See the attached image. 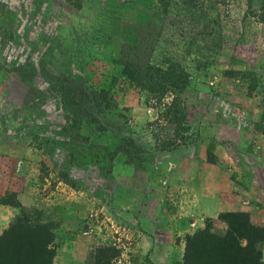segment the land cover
Here are the masks:
<instances>
[{
	"label": "rangeland",
	"instance_id": "374dc122",
	"mask_svg": "<svg viewBox=\"0 0 264 264\" xmlns=\"http://www.w3.org/2000/svg\"><path fill=\"white\" fill-rule=\"evenodd\" d=\"M263 5L0 0V203L20 212L0 237L25 218L52 226L54 264L69 250L89 251L86 264L93 250L111 246L121 253L116 264H151V243L128 208L141 202L142 183L151 182L147 201L166 211L189 203L183 191L192 168L206 175L212 167L232 200L254 181L262 185ZM141 36L155 45L153 66L171 61L190 74L180 94L184 122L130 83L124 62L135 60ZM175 133L190 141L170 146ZM215 226L226 229L218 219ZM160 241L173 252L174 239Z\"/></svg>",
	"mask_w": 264,
	"mask_h": 264
},
{
	"label": "trees",
	"instance_id": "16d2710c",
	"mask_svg": "<svg viewBox=\"0 0 264 264\" xmlns=\"http://www.w3.org/2000/svg\"><path fill=\"white\" fill-rule=\"evenodd\" d=\"M65 1L76 8H81L83 3V0ZM261 18L264 22V5ZM154 47L141 36L132 47L137 51L135 60L124 62L126 75L130 83L145 86L168 119L184 122L185 107L180 94L191 76L180 64L171 61L165 62L168 67L153 66ZM99 92L107 96L105 89ZM170 95L172 100L167 102ZM174 138L169 142L172 147L178 145L177 141H190V137L176 133ZM218 220L226 225L225 230L217 229L209 219L204 229L186 238L181 264H264V227L253 225L249 214L243 212L222 213ZM15 223L0 237V264H54L52 226L32 223L25 218ZM120 256L114 246L97 248L90 253L86 264H116Z\"/></svg>",
	"mask_w": 264,
	"mask_h": 264
},
{
	"label": "crops",
	"instance_id": "0c3cea01",
	"mask_svg": "<svg viewBox=\"0 0 264 264\" xmlns=\"http://www.w3.org/2000/svg\"><path fill=\"white\" fill-rule=\"evenodd\" d=\"M259 156L262 162H264V154L261 155L260 153ZM263 168L264 165L261 166V171L264 172ZM213 173L212 167L208 164L206 166V175H201L197 168H192L187 177L190 179L189 184L188 186L185 185L186 187H184L183 191V194L187 193L186 197L189 203L185 204L181 202V209H179V205H176L178 208L172 209L171 211H166L164 205L159 202L147 201L148 198H146L145 193L151 194L152 190L150 191V187L147 185H150L151 182L146 181L147 183H142V185L135 188L136 191L143 195L141 202H137L128 208L131 209V215L137 220V227L140 226L143 228L144 235L147 238L146 241L151 243L147 251L153 260L151 264H172V258L175 256L173 246L178 247L176 246L177 241H179L178 248L180 249V253L176 261L177 264H181L185 255L186 238L204 229L208 219L212 220L215 224V219L217 220L222 213H247L253 225L264 227V182L260 185L254 181L250 190L243 189L242 193L236 194L235 199L232 200L230 199L232 192L225 190L226 186L222 180L220 182L215 181ZM115 184L118 188L122 183L116 181ZM8 190L10 189L6 187L3 192L4 195ZM158 190V192L160 190L164 191V188L159 185ZM176 198L178 199L179 197L177 196ZM19 200L21 201L20 196ZM19 214L20 212L17 207L0 203V231H4L10 227ZM161 236H167L171 243L173 239L175 240L173 246H169L173 250V252L171 251L172 254L170 251H167L170 249L161 243ZM143 241L145 240L143 239ZM66 248L68 250L70 249L69 246ZM87 254H81L79 256L76 253H71L69 250L67 259L61 261V264H84ZM164 254L169 258L167 263L159 260L160 258H164ZM71 257L79 259L80 261L74 263L75 261Z\"/></svg>",
	"mask_w": 264,
	"mask_h": 264
}]
</instances>
